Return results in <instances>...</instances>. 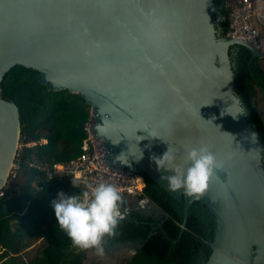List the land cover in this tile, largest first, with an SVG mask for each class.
Listing matches in <instances>:
<instances>
[{"label": "water", "instance_id": "obj_1", "mask_svg": "<svg viewBox=\"0 0 264 264\" xmlns=\"http://www.w3.org/2000/svg\"><path fill=\"white\" fill-rule=\"evenodd\" d=\"M215 2L0 0V190L20 136L18 108L3 99L1 81L23 66L51 90L81 95L106 165L148 177L182 202V231L194 203L208 208L215 226L205 264H264L263 148L235 92L230 49L264 53L219 36ZM231 104L228 110L244 112L221 115ZM201 144L223 165L206 192L169 188L160 177L171 171H158L152 157L170 145L186 167V146ZM121 153L124 163L116 159Z\"/></svg>", "mask_w": 264, "mask_h": 264}, {"label": "trees", "instance_id": "obj_2", "mask_svg": "<svg viewBox=\"0 0 264 264\" xmlns=\"http://www.w3.org/2000/svg\"><path fill=\"white\" fill-rule=\"evenodd\" d=\"M215 17L219 36L225 37L230 24L225 0H216ZM230 56L235 92L259 135L264 159V114L259 110L264 97L262 58L253 57L242 46H233ZM1 95L18 108L21 143H35L24 147L23 165L32 158L40 164L65 163L81 154L91 107L80 94L53 91L39 82L38 71L15 66L1 81ZM23 174L25 180L21 183ZM34 181L44 189L38 190ZM144 182L143 196L157 204L167 217L152 224V218L132 213L129 220L120 221L110 242H140L141 248L130 260L119 264H205L211 253L205 241L213 236V214L206 206L194 203L182 231L183 203L172 200L148 177L144 176ZM81 190L82 186L74 185L71 178L47 180L38 170H22L0 197V264H84L94 250L72 246L51 207L58 192L71 195ZM37 242L41 248L31 257ZM201 256L202 261H198Z\"/></svg>", "mask_w": 264, "mask_h": 264}, {"label": "clouds", "instance_id": "obj_3", "mask_svg": "<svg viewBox=\"0 0 264 264\" xmlns=\"http://www.w3.org/2000/svg\"><path fill=\"white\" fill-rule=\"evenodd\" d=\"M231 107L232 104L221 115L227 113L236 118L244 112L242 107H236L235 111L228 110ZM116 159L123 162L122 153ZM152 159L158 171H171L172 174L160 177L169 188L183 189L190 196L205 193L216 169L223 166L216 154L204 144L186 146V167L176 162V152L170 145L162 155L153 156ZM73 184H76L74 179ZM122 201L123 197L115 184L99 182L89 184L76 194L58 192L51 201V207L59 227L65 231L72 246L81 250H94L97 255L103 256L104 239L116 235L117 225L123 219Z\"/></svg>", "mask_w": 264, "mask_h": 264}, {"label": "built area", "instance_id": "obj_4", "mask_svg": "<svg viewBox=\"0 0 264 264\" xmlns=\"http://www.w3.org/2000/svg\"><path fill=\"white\" fill-rule=\"evenodd\" d=\"M225 3L229 9L230 20L226 36L231 39L243 40L251 44L256 50L264 53V37L259 26H257L253 1L225 0ZM92 115L93 113L90 111V116L84 127L86 138L81 146V154L69 162L48 165L40 164L36 159L32 158L23 165L21 155L24 147L33 146L35 143L22 144L19 136L16 155L11 165L8 179L0 190V197L4 196V190L9 182L17 179L22 170L33 169L38 170L47 180L74 179L83 189H86L89 184L94 185L99 182L113 183L118 187L125 203H128L132 198L143 196L142 188L144 186L140 184V180L144 182L142 176L116 171L107 166L102 159L91 131L90 122ZM41 142L45 143L46 141L42 140ZM34 186L40 191L44 189V186L38 185L37 181H34Z\"/></svg>", "mask_w": 264, "mask_h": 264}, {"label": "crops", "instance_id": "obj_5", "mask_svg": "<svg viewBox=\"0 0 264 264\" xmlns=\"http://www.w3.org/2000/svg\"><path fill=\"white\" fill-rule=\"evenodd\" d=\"M255 5V18L257 21V26L261 31V34L264 37V0H252ZM262 65L264 67V57L262 58ZM259 110L264 114V97H261V103L259 105ZM122 212H123V220H129L132 213H138L143 216H153L154 214L158 217L161 216L159 214L158 209L154 204L146 200L143 196L132 198L128 203L124 202V198L122 201Z\"/></svg>", "mask_w": 264, "mask_h": 264}, {"label": "rangeland", "instance_id": "obj_6", "mask_svg": "<svg viewBox=\"0 0 264 264\" xmlns=\"http://www.w3.org/2000/svg\"><path fill=\"white\" fill-rule=\"evenodd\" d=\"M21 183L25 180V174L21 176L20 179ZM142 185L144 186V182L142 181ZM156 217L157 215H153ZM162 217V216H159ZM106 239V238H105ZM105 243V254L103 256L97 255L95 252L91 251L88 254V258L84 262V264H117L124 260H127L133 253V249L130 244H123V245H111L107 246L106 241ZM41 248V245L37 242L36 246L30 251V256L33 255Z\"/></svg>", "mask_w": 264, "mask_h": 264}, {"label": "flooded vegetation", "instance_id": "obj_7", "mask_svg": "<svg viewBox=\"0 0 264 264\" xmlns=\"http://www.w3.org/2000/svg\"><path fill=\"white\" fill-rule=\"evenodd\" d=\"M225 4H226V3H225ZM130 218H131V217H130ZM150 218H152V219L154 220V222H152V224H159V223L161 222V219H162L163 217H158V216L154 217V216H151ZM104 241H106V245H107V246L117 245V244H118V245L130 244L131 247H132V249H133L134 251H133L132 255H131L127 260H130L134 255H136L138 249L141 248V243H140V242H130V241H129V242H124V243H119V242L111 243V242H110V238H107V237H106V239H104ZM103 244H104V247H105V243H104V242H103ZM202 259H203V256L199 257V258H198V261H202ZM127 260H124V261H127ZM119 263H121V262H119ZM119 263H117V264H119Z\"/></svg>", "mask_w": 264, "mask_h": 264}]
</instances>
